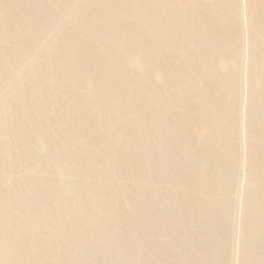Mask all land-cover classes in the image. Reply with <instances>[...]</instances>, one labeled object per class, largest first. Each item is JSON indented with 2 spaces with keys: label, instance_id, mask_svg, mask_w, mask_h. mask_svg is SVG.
<instances>
[{
  "label": "rangeland",
  "instance_id": "1",
  "mask_svg": "<svg viewBox=\"0 0 264 264\" xmlns=\"http://www.w3.org/2000/svg\"><path fill=\"white\" fill-rule=\"evenodd\" d=\"M0 264H264V0H0Z\"/></svg>",
  "mask_w": 264,
  "mask_h": 264
}]
</instances>
